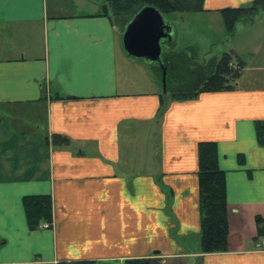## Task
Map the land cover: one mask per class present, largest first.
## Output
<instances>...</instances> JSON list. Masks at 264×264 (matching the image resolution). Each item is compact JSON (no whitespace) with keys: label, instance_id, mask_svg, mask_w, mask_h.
<instances>
[{"label":"crops","instance_id":"1","mask_svg":"<svg viewBox=\"0 0 264 264\" xmlns=\"http://www.w3.org/2000/svg\"><path fill=\"white\" fill-rule=\"evenodd\" d=\"M252 1L181 12L187 45L234 40L245 67L236 89L173 100L160 118L161 84L125 51L107 0H0V264H264V10L230 39L220 12ZM201 141L226 171L225 252H202ZM35 194L52 196L53 227L29 228Z\"/></svg>","mask_w":264,"mask_h":264},{"label":"trees","instance_id":"2","mask_svg":"<svg viewBox=\"0 0 264 264\" xmlns=\"http://www.w3.org/2000/svg\"><path fill=\"white\" fill-rule=\"evenodd\" d=\"M115 22L122 29L130 22L136 13L146 5L154 6L165 15L173 12L203 11V0H107ZM264 10V0H253L250 5L220 9L224 28L229 39L237 34V25L241 21L253 24L257 14ZM174 40L164 41V60L167 67V92L161 93V108L159 117L169 107L173 100L185 101L195 99L201 93L232 91L236 89L237 80L241 77L244 62L235 53H224L217 60L216 55L203 62L193 57V49L186 48L176 51ZM213 52V51H211ZM156 79L162 87V67L150 63ZM212 70V72H210ZM214 70V71H213ZM255 132L258 141L264 145V120H257ZM55 142L67 144V138L55 137ZM199 154V196L201 211L202 252H225L228 249V194L226 171L219 167L218 148L215 141H201L198 145ZM27 223L31 230L42 227L44 222H53L54 203L50 194L26 195L23 198ZM257 223L264 224V217H258ZM264 233L262 227L261 235ZM78 264H93L91 261ZM124 264H165L161 257L133 258Z\"/></svg>","mask_w":264,"mask_h":264},{"label":"water","instance_id":"3","mask_svg":"<svg viewBox=\"0 0 264 264\" xmlns=\"http://www.w3.org/2000/svg\"><path fill=\"white\" fill-rule=\"evenodd\" d=\"M172 24L164 14L146 5L125 26L122 44L130 57L157 63L162 67V91L167 92V67L165 65L164 41L173 38Z\"/></svg>","mask_w":264,"mask_h":264},{"label":"rangeland","instance_id":"4","mask_svg":"<svg viewBox=\"0 0 264 264\" xmlns=\"http://www.w3.org/2000/svg\"><path fill=\"white\" fill-rule=\"evenodd\" d=\"M182 13H186V12H182ZM180 15H181V13H179V12H173V13H170L169 15L168 14L165 15L166 20L171 21V24L173 26L172 31H173V38H174V43H173L174 50L183 51V49L192 48L194 50L193 51V57H195L198 60L199 63L203 62L204 60H206L208 58H210V56L214 55V54L216 55L217 60H218L222 56V54H220V55L217 54L218 53V48H220V47H224L223 51H225L226 53H230V52L231 53H235L231 49L233 47V45H235L234 40H231L230 42L225 43L224 38H221V37H219L218 40H214L211 43H209V46H211V48H214L213 50L210 49L213 52H211L210 50H208L206 53L200 52L199 49L201 48V46L204 47L205 45H201L200 42H198V40H200V37L198 35L196 37H194L195 38V42H196L195 45H193L192 47H191V45H187L185 43L186 42V37H189V36L187 35V31L184 28H182V24L179 22V20H180L179 16ZM206 20H207L206 18L203 19V23L202 24L205 27H202V29H206V25H208ZM241 24H244V22L241 21L240 23H238V25H237L238 29H240L239 26ZM194 28L195 27H193L191 29V31H194ZM221 29H222L223 33H226V29H224L223 23L221 24ZM221 29H220V25L218 23L216 24V23L212 22L210 24V31H212V34H214V35H218L219 31H221ZM164 51H165V49H164ZM163 53H162V55H163ZM148 62H150V61H147V63ZM210 72H212V70H210ZM160 91H162V87H161Z\"/></svg>","mask_w":264,"mask_h":264},{"label":"built area","instance_id":"5","mask_svg":"<svg viewBox=\"0 0 264 264\" xmlns=\"http://www.w3.org/2000/svg\"><path fill=\"white\" fill-rule=\"evenodd\" d=\"M41 226L44 228H49V227H53L54 225L53 222H44L42 223ZM259 241H260V249L262 250L264 249V234L262 235Z\"/></svg>","mask_w":264,"mask_h":264}]
</instances>
